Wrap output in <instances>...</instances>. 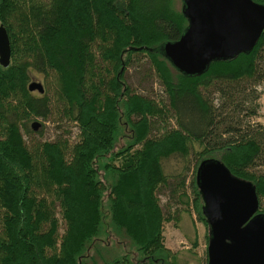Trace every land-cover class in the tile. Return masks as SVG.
Here are the masks:
<instances>
[{
	"label": "trees",
	"instance_id": "1",
	"mask_svg": "<svg viewBox=\"0 0 264 264\" xmlns=\"http://www.w3.org/2000/svg\"><path fill=\"white\" fill-rule=\"evenodd\" d=\"M0 25L11 50L0 66V264H179L162 242L174 218L158 197L167 189L169 200L192 207L207 245L195 182L205 159L251 182L264 215V127L251 124L264 83V30L250 52L187 76L162 52L187 27L173 0H0ZM141 57L166 104L126 83ZM33 72L46 85L55 79L51 96L27 90ZM166 114L174 127L159 132ZM53 116L76 126V140L26 141L33 119ZM172 157L183 167L167 175ZM103 232L104 245L114 236L122 248L108 260Z\"/></svg>",
	"mask_w": 264,
	"mask_h": 264
},
{
	"label": "water",
	"instance_id": "2",
	"mask_svg": "<svg viewBox=\"0 0 264 264\" xmlns=\"http://www.w3.org/2000/svg\"><path fill=\"white\" fill-rule=\"evenodd\" d=\"M187 27L175 42L162 47L174 69L187 76L203 74L213 61L250 52L264 30V5L252 0H182ZM10 43L0 25V66L10 63ZM29 92L44 93L31 82ZM38 123H32L36 131ZM195 182L208 225L206 264H264V215L251 182L234 177L216 159H205Z\"/></svg>",
	"mask_w": 264,
	"mask_h": 264
},
{
	"label": "rangeland",
	"instance_id": "3",
	"mask_svg": "<svg viewBox=\"0 0 264 264\" xmlns=\"http://www.w3.org/2000/svg\"><path fill=\"white\" fill-rule=\"evenodd\" d=\"M182 0H173L174 7L180 9L182 6ZM125 81L131 90L139 95L148 97L159 102L161 105L166 104V97L163 92V88L155 76V73L150 68L146 58H138V61L132 65L131 68L125 73ZM38 82L43 85L45 91L47 89V94L52 95L53 89H55V79L51 78L47 80L48 84H45L44 76L32 73L30 82ZM258 91H261V96L259 99V108L257 110V117L251 119V124H260L264 127V83L257 86ZM34 95H39L38 92H34ZM31 123H38L40 127L36 131H32L31 135L25 136L27 142L30 140L35 141H54L58 137L62 139H68L69 142L76 140L77 128L74 124H67V122H59L58 118L55 116L51 117L47 121H43L40 118H35ZM31 127V125H29ZM167 127H174V118L169 114H166L165 120H160L159 132ZM41 132L40 135H38ZM122 146V143L118 147ZM183 167V163L180 158L172 157L164 162V170L167 175L172 173H179ZM259 171L264 173V168ZM102 177V175H101ZM192 177V168L187 173V184ZM190 195L189 188L186 189ZM169 191L167 189L163 190L159 194V202L163 211L170 207V213L173 215L174 220L166 222L163 226V245L165 248L169 249L172 253H175L179 264H206L205 253H206V242L205 234L206 229L204 225L196 219V215L192 211V207L189 205H181L177 200H169ZM105 201V200H104ZM106 223L108 218H106ZM64 231V225L60 222L59 234L61 235ZM112 236L111 244L104 245L106 240V234L103 232L100 235V247L99 250L104 259L108 260L113 256L119 254L122 248L115 247L116 239ZM196 239L198 245L192 247L193 240ZM117 241V240H116ZM114 243V244H113ZM123 249L129 250L134 256V251L130 249L128 243L125 242ZM93 255L94 251L92 252Z\"/></svg>",
	"mask_w": 264,
	"mask_h": 264
}]
</instances>
